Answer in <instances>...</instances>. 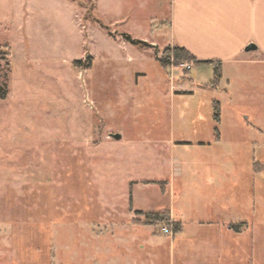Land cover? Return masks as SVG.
I'll return each instance as SVG.
<instances>
[{
	"label": "rangeland",
	"instance_id": "obj_1",
	"mask_svg": "<svg viewBox=\"0 0 264 264\" xmlns=\"http://www.w3.org/2000/svg\"><path fill=\"white\" fill-rule=\"evenodd\" d=\"M170 3L0 0V264H264V62L163 67Z\"/></svg>",
	"mask_w": 264,
	"mask_h": 264
},
{
	"label": "crops",
	"instance_id": "obj_2",
	"mask_svg": "<svg viewBox=\"0 0 264 264\" xmlns=\"http://www.w3.org/2000/svg\"><path fill=\"white\" fill-rule=\"evenodd\" d=\"M170 2V42L187 49L195 57V63L217 62L224 68L232 63L264 62V0ZM132 39L144 41L137 37ZM250 43L256 49L245 51ZM216 85L214 82L208 87ZM171 87L184 91L180 85ZM195 87L203 86L196 84Z\"/></svg>",
	"mask_w": 264,
	"mask_h": 264
},
{
	"label": "trees",
	"instance_id": "obj_3",
	"mask_svg": "<svg viewBox=\"0 0 264 264\" xmlns=\"http://www.w3.org/2000/svg\"><path fill=\"white\" fill-rule=\"evenodd\" d=\"M127 38H128V41H130L131 43L134 42L133 39L129 37ZM170 57H173L175 60H186L192 63L196 62L195 57L187 49L179 45H174L172 48H168L164 51V56L163 58L160 59V63L162 64L163 67H167ZM212 64L215 65L214 81H213L214 83L218 81L219 77L221 76V71H220L221 64L217 62H212ZM1 98H4V93L1 94ZM213 106L215 110L214 118L218 121L219 120V113H218L219 104L215 102ZM146 217L149 219V221H153L155 223L164 222L168 220L167 212H148L146 213Z\"/></svg>",
	"mask_w": 264,
	"mask_h": 264
},
{
	"label": "built area",
	"instance_id": "obj_4",
	"mask_svg": "<svg viewBox=\"0 0 264 264\" xmlns=\"http://www.w3.org/2000/svg\"><path fill=\"white\" fill-rule=\"evenodd\" d=\"M170 66L171 67H179L183 70H190L192 62H188L186 60H175L173 57H170Z\"/></svg>",
	"mask_w": 264,
	"mask_h": 264
},
{
	"label": "water",
	"instance_id": "obj_5",
	"mask_svg": "<svg viewBox=\"0 0 264 264\" xmlns=\"http://www.w3.org/2000/svg\"><path fill=\"white\" fill-rule=\"evenodd\" d=\"M256 49V46L252 43L248 44L246 47H245V51H250V50H254ZM113 138L117 139L120 137L119 134L115 133V134H112Z\"/></svg>",
	"mask_w": 264,
	"mask_h": 264
}]
</instances>
